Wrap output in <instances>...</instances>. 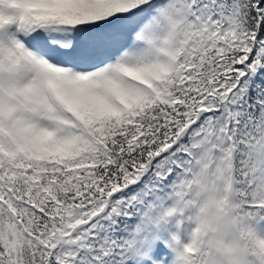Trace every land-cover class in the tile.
I'll return each mask as SVG.
<instances>
[{
  "label": "snow or ice",
  "instance_id": "1",
  "mask_svg": "<svg viewBox=\"0 0 264 264\" xmlns=\"http://www.w3.org/2000/svg\"><path fill=\"white\" fill-rule=\"evenodd\" d=\"M0 264H264V0H0Z\"/></svg>",
  "mask_w": 264,
  "mask_h": 264
}]
</instances>
